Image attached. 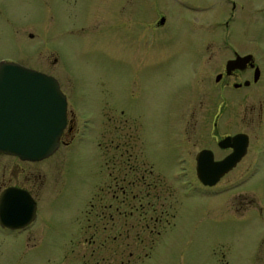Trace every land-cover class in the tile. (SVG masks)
I'll return each instance as SVG.
<instances>
[{
  "label": "rangeland",
  "instance_id": "obj_1",
  "mask_svg": "<svg viewBox=\"0 0 264 264\" xmlns=\"http://www.w3.org/2000/svg\"><path fill=\"white\" fill-rule=\"evenodd\" d=\"M117 1L77 0L70 8L88 9L94 4L112 12ZM185 1L203 10L188 11L182 4ZM206 1L175 3L164 30L167 36L152 38L149 33L141 37V30L128 27L66 31L63 23L69 20L62 0H0V61L16 62L58 78L74 113H79L76 128L84 134V140L64 148L68 151L59 187L46 195L49 201L38 204L39 216L32 230L7 234L0 229V264H251L263 223L234 214L229 203L243 191H253L255 201H264V124L258 125L259 105L264 117V0H241L235 9L226 0ZM225 21H229L234 36L247 34L251 38L262 75L254 85L253 100L246 95L240 100L242 94L232 88L221 93L214 82L218 58L212 55L216 47L209 46L207 80L201 83L207 104L205 117L209 128L215 117L219 133L242 131L250 137L259 136L250 178L235 186L229 184L232 174H227L217 185L218 192L213 193L194 189L195 175L168 173L179 200L175 195V217L170 224L159 235L142 237L141 242L127 238L134 252L131 256L128 249L121 254L118 239L107 241L90 254L81 232L87 228L84 208L103 182L102 163L93 142L97 133L96 95L106 94L112 116H117L113 108L139 112L143 135L166 142L170 138L167 125L180 117L175 105L199 84L190 71L191 61L200 53L198 39L214 37L213 23ZM199 22L212 24L204 30ZM29 32L50 41L48 44L59 54L55 62L34 57L44 49L41 44L39 48L31 46L34 40ZM147 55L160 59L153 63ZM247 164L245 158L241 167ZM95 240L97 246L102 238Z\"/></svg>",
  "mask_w": 264,
  "mask_h": 264
},
{
  "label": "flooded vegetation",
  "instance_id": "obj_2",
  "mask_svg": "<svg viewBox=\"0 0 264 264\" xmlns=\"http://www.w3.org/2000/svg\"><path fill=\"white\" fill-rule=\"evenodd\" d=\"M62 2L64 14L69 20L63 23L66 31L78 29L85 32L87 29H99L105 26L128 27L141 30L139 32L141 37L149 33L152 38H163L167 36L164 30L170 24L169 10H173V5L180 3L181 0H118L112 7V12L94 4L88 9L73 10L70 5L76 4L77 0H62ZM203 2L207 3L205 0ZM226 2L231 4L232 9H235L237 2L242 4L241 0H226ZM182 4L191 12L203 10L191 6L186 1ZM204 10L207 8L204 7ZM198 24L206 30L208 24L212 23ZM213 24L211 33L214 37L202 36L198 39L200 53L198 58L190 63V71L199 84L194 85L192 94L189 92L183 101L175 105L180 117L167 125L170 138L166 142L148 140L143 135L139 112L133 114L120 108H113L115 112L117 110V116L113 115V117L106 94L96 95L98 99L94 109L97 133L93 142L99 152L97 159L102 163L103 182L102 187L89 198L84 208L87 228L83 227L81 232L90 254H93L96 248L103 247L107 241L118 239L121 254L128 249L131 256L134 252L129 248L127 238H136V242H141L142 237L159 235L170 224L175 217L174 205L179 200L175 191L176 185L168 177V173L195 175L197 188L194 189L199 187L202 192L213 193L218 192L216 187L227 174H232L229 184L235 186L244 184L250 178L251 174L248 173L255 168L260 140L259 136L250 137L247 133L245 154L215 184L204 185L197 178L198 154L202 151L210 152L213 161H220L232 151L231 147H222L219 144L222 138L242 132L219 133L215 117L210 128L207 126L208 118L205 117L207 104L204 98V85L201 83L207 80L205 69L208 47H216L214 52L216 54L211 55L218 58L214 63L218 68L214 82L219 85L221 93L225 94V89L232 88L242 94L240 100L244 99V95L249 100H253L254 85L262 75V69L252 52L251 38L247 34L234 36L229 21ZM29 36L34 40L30 43L32 47L39 48L42 45L44 49L34 54V57L46 62L56 61L59 54L48 44L50 41L35 37L31 32ZM247 55L250 57L243 66L227 71L226 65L230 60ZM145 57L151 58L153 63H157L160 59L157 55ZM160 57L169 56L160 55ZM56 79L66 101V124L59 136L57 149L41 160H26L18 155L0 152V201L2 194L10 190L12 197L3 201L25 203L30 201L33 206V216L25 226L11 228L0 224V229L7 234L32 230L39 216L38 204L41 201H49L46 195L59 187L61 167L68 151L64 148L84 140L83 132L79 127L76 128V115L79 120V113L76 111L74 113L68 94L61 87L58 78ZM237 96L234 99H237ZM251 109L253 110V107ZM258 114V125L261 126L264 124L261 105ZM80 123L82 124V121ZM83 124L86 126L87 123L83 122ZM245 158L248 159V164L241 167V162ZM241 174L244 175L239 177ZM254 195L253 191L240 192L237 199L230 201L229 205L234 214L247 216L263 223L254 242L251 264H264V201H255ZM96 238H102V241L94 246Z\"/></svg>",
  "mask_w": 264,
  "mask_h": 264
},
{
  "label": "water",
  "instance_id": "obj_3",
  "mask_svg": "<svg viewBox=\"0 0 264 264\" xmlns=\"http://www.w3.org/2000/svg\"><path fill=\"white\" fill-rule=\"evenodd\" d=\"M250 55L230 60L226 69L240 68ZM254 78H257V73ZM66 124V101L57 79L16 62L0 61V152L21 159L41 160L59 145ZM232 151L220 161L210 152L197 156V176L204 185L215 184L245 154L247 134L225 136L219 143ZM6 190L0 201V224L11 228L25 226L33 216L30 201H3L12 197Z\"/></svg>",
  "mask_w": 264,
  "mask_h": 264
},
{
  "label": "bare ground",
  "instance_id": "obj_4",
  "mask_svg": "<svg viewBox=\"0 0 264 264\" xmlns=\"http://www.w3.org/2000/svg\"><path fill=\"white\" fill-rule=\"evenodd\" d=\"M197 178H198V176H197ZM198 180H199V178H198ZM200 181V180H199ZM201 182V181H200ZM202 183V182H201ZM203 184V183H202Z\"/></svg>",
  "mask_w": 264,
  "mask_h": 264
}]
</instances>
